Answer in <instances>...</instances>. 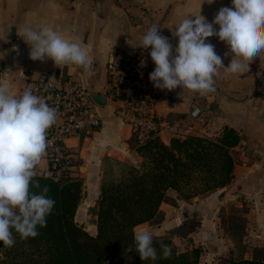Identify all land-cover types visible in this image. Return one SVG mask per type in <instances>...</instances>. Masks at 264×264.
Here are the masks:
<instances>
[{
    "label": "crops",
    "instance_id": "1",
    "mask_svg": "<svg viewBox=\"0 0 264 264\" xmlns=\"http://www.w3.org/2000/svg\"><path fill=\"white\" fill-rule=\"evenodd\" d=\"M221 7H232V0H214L211 4L207 0H0V83H9L17 96L39 77L57 84L79 83L90 93L103 94L111 61L135 56L154 71L155 64L149 55L151 46L138 47L151 25L157 24L160 33L175 47L178 38L172 32L184 18L200 13L212 22ZM43 24L80 43L93 59L91 69L57 66L50 58L30 59V46L17 32L28 25L38 28ZM214 27L219 30L218 25ZM206 42L214 45L227 67L233 58L228 45L216 36L206 38ZM215 89L206 96L180 87L162 90L156 106L163 124L158 134L168 143L174 134L212 136L223 126L233 127L241 139L232 149L235 156L232 180L190 200L169 190L166 198L170 196L174 204L166 203V198L161 203L162 221L157 225L144 222L134 228V233L150 230L160 236L196 216V229L187 238L191 239L189 248L204 249L199 264H218L224 256L235 257L237 247L232 238L235 235L244 247L241 257H251L255 248L264 255V52L254 58L244 73L230 74L221 68L215 78ZM108 102L104 107H95L101 118L100 128L67 140L77 158L72 175L83 182L75 221L92 235L97 230L96 216L89 210L100 193L103 170H116L114 161L139 163L130 128L114 115ZM194 108L204 114V124L191 117ZM37 166L41 168L39 163ZM228 203L243 208L242 219L226 216L227 221L223 220L220 211ZM237 225L242 229L238 233L234 231Z\"/></svg>",
    "mask_w": 264,
    "mask_h": 264
},
{
    "label": "clouds",
    "instance_id": "2",
    "mask_svg": "<svg viewBox=\"0 0 264 264\" xmlns=\"http://www.w3.org/2000/svg\"><path fill=\"white\" fill-rule=\"evenodd\" d=\"M159 29L157 24L151 25L138 46H151L149 55L155 69L149 79L154 87L168 91L180 87L206 96L215 92L221 68L230 74L244 73L264 52V0H232V7H221L212 22L200 13L189 15L172 32L178 38L175 47ZM17 34L30 46L29 57L34 61L50 58L57 66L76 65L85 71L92 67L88 51L50 25H28ZM213 36L225 42L233 54L227 67L214 45L206 42ZM196 114L198 109L193 112ZM57 120V109L30 87L17 96L9 83H0V241L6 248L14 246V232L21 239L36 237L37 227H46V217L55 206V200L47 195L48 186L41 188L33 178L48 147V130ZM32 188L39 189V194ZM134 242L142 261L158 259L150 230L135 232ZM160 248L163 258L172 255L170 245L161 242Z\"/></svg>",
    "mask_w": 264,
    "mask_h": 264
},
{
    "label": "trees",
    "instance_id": "3",
    "mask_svg": "<svg viewBox=\"0 0 264 264\" xmlns=\"http://www.w3.org/2000/svg\"><path fill=\"white\" fill-rule=\"evenodd\" d=\"M240 139L239 131L227 125L212 136L174 134L168 143L158 133L143 143L134 138L132 147L139 163L114 161L117 173L103 170L93 212L94 235L75 221L82 179L68 174L58 179L36 174L33 179L41 188L48 186L47 195L55 200V206L46 217V227H37L36 237L21 239L14 232L11 248L0 241V264H199L204 252L201 246L183 250L166 235L153 236L158 259L142 261L136 252L134 228L144 222L162 221L160 205L169 190L190 200L229 184L235 164L232 149ZM31 191L40 192L35 188ZM186 225L183 222L170 232L179 234L176 230ZM161 242L172 248L167 259L162 257ZM218 264H264V255L255 248L249 258L228 256Z\"/></svg>",
    "mask_w": 264,
    "mask_h": 264
},
{
    "label": "built area",
    "instance_id": "4",
    "mask_svg": "<svg viewBox=\"0 0 264 264\" xmlns=\"http://www.w3.org/2000/svg\"><path fill=\"white\" fill-rule=\"evenodd\" d=\"M152 71L149 64L135 56L111 61L103 86L105 101L113 106L114 115L130 128L138 143L159 133L163 127L156 110L162 90L154 87L150 81ZM29 87L34 94L56 108L58 113L56 124L48 130L49 143L41 159L46 167L42 169L36 165V174L54 179L63 174L72 175L77 158L67 140L91 134L101 126V118L95 111L96 105L90 98V91L79 83L57 84L46 77L35 79ZM197 109L198 114L193 115ZM190 114L198 123H205L204 114L199 108H194Z\"/></svg>",
    "mask_w": 264,
    "mask_h": 264
},
{
    "label": "rangeland",
    "instance_id": "5",
    "mask_svg": "<svg viewBox=\"0 0 264 264\" xmlns=\"http://www.w3.org/2000/svg\"><path fill=\"white\" fill-rule=\"evenodd\" d=\"M101 107H104V106H101ZM39 166H41V168H45L46 164L44 162H39ZM112 170L115 173L118 172V169H116V170L112 169ZM165 202L168 204H174V200L170 196L166 198ZM94 208H95V204L92 208H90V210H89L90 213L93 214ZM163 214L164 213L161 214L162 218H163ZM242 214H243V208L236 207L234 203L233 204L228 203L227 205L222 207L221 211H220V216L223 218V220L225 222L227 221V218H229V216H237L238 218L242 219L243 218ZM226 216H227V218H226ZM185 222H187L188 225L182 226L176 230V232L179 233L180 235L179 234H176V235L172 234L170 232L172 229L168 231V234H164L166 236H171L173 239V242L178 246V248L183 249V250L189 248V246H190L191 239L187 238V234L189 233V230L197 224V217L194 216V217L186 220ZM241 223L242 222L240 221V224ZM149 224L150 225H157V224H153L152 222L151 223L149 222ZM238 224H239V222H238ZM225 225H226V223H225ZM226 229L229 230L228 227ZM241 230H242L241 227H239L238 225L234 227V231L236 233L240 232ZM153 236H156V235H153ZM160 236H163V235H160ZM232 238L234 239V241L236 243V247H237V253L235 255V258H239V257H241V255L244 251V247H243L242 243H238V241H237L238 237L236 235ZM224 257H228V256H224ZM224 257H222V258H224Z\"/></svg>",
    "mask_w": 264,
    "mask_h": 264
},
{
    "label": "water",
    "instance_id": "6",
    "mask_svg": "<svg viewBox=\"0 0 264 264\" xmlns=\"http://www.w3.org/2000/svg\"><path fill=\"white\" fill-rule=\"evenodd\" d=\"M7 68L8 67H6V69ZM90 98H91V100L93 101V103L95 105L104 106L106 104L105 98H104L103 94H101V93L91 92L90 93Z\"/></svg>",
    "mask_w": 264,
    "mask_h": 264
}]
</instances>
